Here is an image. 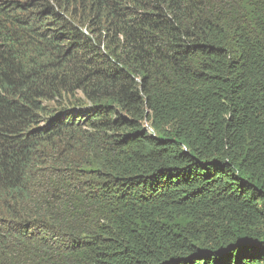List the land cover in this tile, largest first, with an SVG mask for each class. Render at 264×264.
<instances>
[{"label":"trees","instance_id":"trees-1","mask_svg":"<svg viewBox=\"0 0 264 264\" xmlns=\"http://www.w3.org/2000/svg\"><path fill=\"white\" fill-rule=\"evenodd\" d=\"M0 264H264V0H0Z\"/></svg>","mask_w":264,"mask_h":264}]
</instances>
